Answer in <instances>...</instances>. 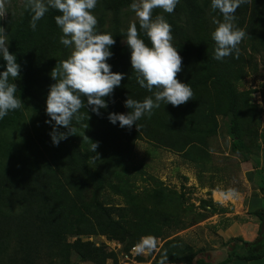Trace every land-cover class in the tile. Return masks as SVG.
<instances>
[{"label": "trees", "instance_id": "16d2710c", "mask_svg": "<svg viewBox=\"0 0 264 264\" xmlns=\"http://www.w3.org/2000/svg\"><path fill=\"white\" fill-rule=\"evenodd\" d=\"M131 2L98 0L93 10L97 31L106 23L104 33L115 40L106 63L124 78L104 97L107 107L99 115L90 107L80 110V119L72 122L75 131L58 146L51 142L54 122L46 123L50 117L45 111L49 88L55 83L50 73L70 53L59 42L62 33L54 20L58 13L50 10L35 31L29 27V15H21L22 6L7 10L0 19V27L8 34V51L20 65V77L13 83L24 105L0 119V264H36L45 249L61 257L63 264H71L72 256L84 263L119 264L117 252L97 243L98 236L119 243L124 253L142 238L159 239L153 264L264 262V130L255 127L260 121H255V114L262 107L251 102L250 90L238 89L244 77L264 68V0H248L237 9L235 24L247 35L239 44L238 58L233 54L222 61L213 59L215 42L210 34L213 20L221 17L210 10V0H180L173 13H162L172 26V44L182 57L177 79L189 84L193 98L177 107L161 104L151 117L137 121L138 128H121L118 122L110 123L109 113L127 114L124 101L128 96L142 101L150 95L136 82L130 50L121 43L131 23ZM155 14L161 10H154ZM141 38L149 44L146 37ZM5 64L0 56V72ZM210 89L216 97L213 101L208 99ZM218 111L227 118L231 153L253 165L246 178L255 186L254 197L246 209L258 219L259 228L252 241L241 235L223 239L224 259L213 263L214 257L205 259L204 248H195L175 235L179 230H172L186 229L199 220L197 216L186 222L185 215L181 221L183 211H188L184 193L146 174V165L137 162L134 150L138 141H146L214 176L208 140L219 126L213 115ZM58 131L68 130L58 126ZM83 133L100 142L96 155L80 147L77 139H84ZM258 139L261 157L253 152L259 148ZM148 179L153 185L144 186ZM137 182L143 184L141 189ZM200 205L216 214L209 201L201 200Z\"/></svg>", "mask_w": 264, "mask_h": 264}, {"label": "clouds", "instance_id": "9594fccd", "mask_svg": "<svg viewBox=\"0 0 264 264\" xmlns=\"http://www.w3.org/2000/svg\"><path fill=\"white\" fill-rule=\"evenodd\" d=\"M97 2L23 0L22 3L21 15H29V27L33 31L50 10H55L58 14L54 20L62 33L59 42L70 49L67 59L56 63L50 73L55 83L49 88L45 111L50 117L46 123L54 122L49 134L54 146H58L75 131L72 122L80 119L82 108L90 107L92 112L99 115V110L107 107L104 97L110 96L124 78L122 73H113L111 66L106 63L112 55L109 49L115 40L110 33L97 31L98 20L93 14ZM179 2L132 0L129 4L135 20L124 34V42L130 50V63L136 82L150 95L142 101L128 96L124 101V107L129 109L127 114L109 113L107 118L113 125L118 122L121 128H132L133 125L138 128L137 121L145 116L151 117L153 110L160 108L161 104L177 107L192 100L194 93L189 84L177 79V74L182 70V57L172 44V26L162 14L173 13ZM246 3L248 0H210V10L218 12L221 17L213 20L215 27L210 34L215 42L213 59L222 61L233 54L238 58L239 44L247 33L236 26L235 13ZM6 4L7 0H0V18L7 13ZM157 9L161 10V14L154 15ZM141 35L147 38L151 46L145 43ZM8 41V34L0 27V56L6 62L5 70L0 72V119L24 106L16 95L17 85L13 83L20 77V65L16 63V56L8 51ZM58 126L68 131L60 132ZM98 146V142L90 141L91 152L95 153ZM221 195L224 199H233L238 193L235 189H228ZM253 217L259 226L258 219ZM155 247L154 238L148 237L142 239L134 251L142 254L151 252Z\"/></svg>", "mask_w": 264, "mask_h": 264}, {"label": "rangeland", "instance_id": "374dc122", "mask_svg": "<svg viewBox=\"0 0 264 264\" xmlns=\"http://www.w3.org/2000/svg\"><path fill=\"white\" fill-rule=\"evenodd\" d=\"M23 0H7L6 9L12 10L13 8L21 7ZM131 21L135 20V16L132 12L128 13ZM3 18H0L3 20ZM100 32L104 33L108 27L105 23ZM124 43V40H121ZM259 61V60H258ZM239 91H251V102L262 107L261 111L255 114V121H259V124L255 126L258 131L264 130V68H260L258 73L247 75L244 80L240 82L238 86ZM211 97L214 98V91L210 89ZM218 122L215 134L211 135L209 142V152L212 157V163L216 167V171L213 175L208 172H201L196 166L185 162L178 155L167 151L162 148L153 146L146 141H138L136 144L135 152L137 162L142 163L145 166L144 172L148 175H152L159 181L163 182L167 187L177 192H183L185 195V207L188 211L182 213L181 221L185 219V215L188 216L186 222H189L191 218L198 216L199 220L192 223L191 226L186 229H177L174 227L172 230H179L175 233L181 239L187 241L195 248L205 249V259L210 260L214 257L213 263L224 259L223 239H227L228 232H232L233 235H241L245 231V224L242 223L244 219V213L247 212V204H249L250 198L254 197L253 191L255 190L254 184H251L246 178V172L252 170L253 165L250 162H241V156L231 153V142L226 134L225 125L227 124V118L223 117L220 111L213 114ZM83 137L85 134L83 133ZM87 139H77L81 148L87 147L90 150V141H95L92 137ZM261 139H258L256 144L258 149H253V152L257 153L261 157L260 144ZM98 148L95 155L101 148L100 142H98ZM264 148L262 145L261 149ZM260 153V154H259ZM264 158L261 157V160ZM56 171V170H55ZM58 174V173H57ZM199 176V177H198ZM258 178L257 175H254ZM153 182L149 179L144 186H151ZM137 189H141L143 184L137 182ZM228 189H235L238 196L233 199H224L221 195L222 192ZM74 189L70 194H73ZM111 197H107V200ZM114 201L117 198H112ZM209 201L211 206L216 210V215L207 213V210L202 209L200 201ZM121 203L120 201L117 202ZM257 204L256 202H254ZM185 207H183L185 209ZM197 214V215H196ZM190 223V222H189ZM229 225V227H228ZM230 228V226H232ZM230 228L228 231L227 229ZM249 232V231H248ZM251 235L250 233H248ZM235 237V236H233ZM249 238V237H248ZM144 239V238H142ZM155 240V239H154ZM97 243H105L110 250L117 252L119 264H153L154 256L157 252V247L161 246L159 239L155 240L156 247L151 252H144L137 254L132 247L129 253L122 252V246L115 241H107L104 236H98L95 240ZM231 246V245H230ZM203 256V255H202ZM212 260V259H211ZM141 261V262H140ZM71 264H92L81 262L76 257L71 258ZM264 264V262H261ZM36 264H63V260L55 252L45 249L42 250L39 260Z\"/></svg>", "mask_w": 264, "mask_h": 264}, {"label": "crops", "instance_id": "0c3cea01", "mask_svg": "<svg viewBox=\"0 0 264 264\" xmlns=\"http://www.w3.org/2000/svg\"><path fill=\"white\" fill-rule=\"evenodd\" d=\"M244 220L242 221V223L245 224V231H243V233L241 234V236H244L245 238H248L250 241L254 240L257 237V232H258V222L254 219L253 216H250L246 213H244ZM229 227V226H228ZM232 226H230V228H232ZM230 228H228L227 230L229 231ZM249 231V232H248ZM248 233H250L251 235H249ZM230 236H237V235H233L232 232H228V237Z\"/></svg>", "mask_w": 264, "mask_h": 264}]
</instances>
